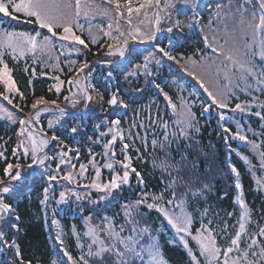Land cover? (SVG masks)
<instances>
[{"label": "snow or ice", "instance_id": "1", "mask_svg": "<svg viewBox=\"0 0 264 264\" xmlns=\"http://www.w3.org/2000/svg\"><path fill=\"white\" fill-rule=\"evenodd\" d=\"M107 2L115 3L117 15L124 16L118 0ZM161 2L145 0L135 9L136 13L152 6L157 9L148 32L133 26V8H127L130 30L124 32L118 27L115 36L108 31L105 35L115 43L107 45L105 58L85 59L70 69L74 75L67 83L75 86V90L69 88L63 106L40 96L25 113L23 105L14 104L15 98L25 97L4 57L11 55L19 60L28 52L35 56L37 50L43 51L55 40L80 45L82 48L76 49L77 53L86 54L89 43L76 34L74 28L82 26L73 21V16L81 14V0H75L74 13L73 5L67 0H0V86L4 88L0 101L12 107L8 111L0 104V112L13 125H18L11 160L6 151L0 150V160L4 162L0 170V251L13 253L19 264H33L31 259L25 261L19 243L20 235L26 230L20 205L36 185L40 186L43 198L39 204L46 216L65 212L78 215L85 222L83 233L73 232L79 248L76 255L65 246L62 232L51 237L55 255L49 264H171L163 249L177 244L187 249L189 264H201L200 256L206 264H264V209L256 213L246 202L241 173L231 162V156L236 153L241 160L249 163L250 160L230 143L238 140L243 142L241 146H250L261 161L260 170H264V151H260L264 139L257 143L242 131L243 121L254 119L261 131L253 135L264 138V66L257 67L254 63L258 57L264 65V0H165L163 7ZM205 15L212 36L210 40L208 35H203L202 40L211 52L204 55L197 50L193 57L199 55V59L185 60L183 53L176 52V46L194 28L205 32ZM13 22L36 28L34 33L18 31L12 28ZM163 34L167 35L162 40ZM257 35L261 37L258 52ZM130 41L147 43L148 48L144 49L147 54ZM115 56L119 59L110 58ZM213 56L223 58L222 66L216 69V80L207 82L198 68L210 66ZM133 58L141 59L137 63ZM170 62L179 65L195 82L194 86L206 94L207 99L199 103L200 115L216 112L218 136L227 149L223 161H219L217 149L202 140V128L206 125L200 124L193 111L195 93L188 98L181 96L178 105L162 87L165 81L161 69ZM96 64L103 66L99 78ZM23 71L35 75V67L29 70L26 66ZM82 76L87 81L85 84H81ZM53 79L57 81L53 87L60 93L64 81L59 76ZM149 86L165 99L173 119L163 120L157 113L147 126L143 121H131L125 129V116ZM53 108L58 115L55 120L49 119L45 127L41 124L42 114ZM232 123L236 125L235 131ZM248 130L253 131L250 127ZM0 140L3 148L8 140L3 137ZM81 144L85 145L89 159L87 165L80 163L77 169L72 160L81 159ZM94 147L102 151L93 152ZM118 156L122 158L117 159ZM89 165L94 176L88 183H81ZM141 166H150L152 175ZM105 169L107 178L102 174ZM153 179L158 185L150 187ZM221 180L225 181L226 189L238 193L234 202L240 209L238 226L224 247L218 244L219 234L213 230L211 221L203 223L212 210L209 201L213 196L220 201L229 196L228 191L220 194L216 185ZM256 184V190L260 191L264 180L258 179ZM110 211L112 214L108 215ZM152 213H156L160 226L149 221ZM197 213L201 222L193 238L199 244V254L193 253L186 239L192 236ZM96 214L99 222L94 224ZM226 215L232 217L234 213ZM254 215L260 219L254 221ZM51 223L59 221L52 219ZM253 225L254 229L250 230ZM228 228L225 221L220 232L226 236ZM168 234L172 235L171 240L165 239ZM82 239L86 242H80Z\"/></svg>", "mask_w": 264, "mask_h": 264}, {"label": "trees", "instance_id": "2", "mask_svg": "<svg viewBox=\"0 0 264 264\" xmlns=\"http://www.w3.org/2000/svg\"><path fill=\"white\" fill-rule=\"evenodd\" d=\"M145 3L143 0L142 4ZM139 6H136L138 8ZM133 8L132 13V22L133 26H139L143 31L148 32L150 28L154 24V17L152 16V11L149 8H155L154 6L148 7L146 9H142L140 13L135 14L136 9ZM145 12H147V16H145ZM78 18V19H77ZM74 24H79L82 26L74 28V31L77 35H80L82 39L89 43V50L85 53L81 52L77 53L76 49L82 48L80 45H72L64 50H58L59 47L57 42L59 40H55L52 44L44 49L43 51L37 50L35 56L33 53L28 52L24 57H21L19 60L14 59L11 55H5L4 59L8 64L9 68L13 70V77L17 82L18 87L24 93V99L21 100L19 97L14 99V104H21L24 106V111L27 113L30 110L32 102L40 96H43L47 101L56 100L57 104L60 106L64 105V96L69 94V88L72 87L75 90V86H70L67 82L71 79L74 73L70 70L73 67L78 66L80 62H83L85 59L89 61H99L105 58V54L108 51L107 45L109 43H115V41L111 40L105 33H100L99 37H92L89 33V28L86 25L87 22L81 16L74 18ZM128 12H125L122 21V26H120V30L127 32L129 31V26L127 24ZM205 22H207L208 18L204 17ZM143 22V23H141ZM12 28L18 31H24L28 33H34L36 26L26 23H18L13 22ZM44 34H47L46 30ZM113 36L117 35V32L114 31ZM167 34H163L161 39H164V36ZM188 38L180 40L176 46L177 53H183L185 56V60L188 57H193V53L199 50L204 55H208L211 50L207 49L201 37V34L194 28L188 34ZM93 40L95 41L93 43ZM65 42V41H64ZM166 42V41H165ZM130 44H135L141 52L146 55L147 53L144 49L148 48V44L144 45L133 43L130 41ZM150 50V48L148 49ZM57 51V52H56ZM111 59H118V56L110 57ZM142 58V57H141ZM141 58H133L135 62H140ZM194 59H199V55L193 57ZM212 58H216L213 56ZM75 62V63H73ZM183 63V61H182ZM257 67L264 66L261 64L259 58L257 57L254 61ZM28 67L31 70L35 67V75H31V71L25 73L23 69ZM96 70V77L99 78L103 66L96 64L94 65ZM62 69V71H61ZM41 73H47V75H41ZM59 76L61 81H64L61 92L56 93L53 85L57 83L53 77ZM161 77L165 81L162 84L164 90L168 92L169 96L172 98L173 103H177L179 105V99L181 96L188 98L191 93H195L197 97L196 107L193 108V111L196 113L197 118L201 125H206L202 128V140L205 145H212L217 149L216 155L218 156L219 161H223L225 159V155L227 153V149L224 147L223 140L218 136V123L216 117V112L213 111L210 114L200 115L201 109L199 107V103L202 100H206V94L203 93L202 89H199L198 86H194V81L191 77L187 75L183 71V69L174 63H169L165 65L163 69H161ZM31 81V83H29ZM87 81L85 80V83ZM160 82V81H157ZM141 84L144 83L143 79L140 81ZM52 89L51 91L49 89ZM3 86H0V92H3ZM34 93V94H33ZM241 99H244V96L240 94ZM0 104L4 108H7L8 111H12V107L8 106L6 102L0 101ZM137 109L136 112H133L132 109ZM157 113L160 118L163 120L173 119L172 109L167 106L165 99L157 95L155 91L148 87L147 91L144 93L143 97L137 98L136 102L131 106L127 115L124 118V127L127 129L128 123L131 121L140 122L147 126L149 124L150 119H155ZM58 113L56 110L50 109L49 112L42 114L41 124L45 127L47 126V122L49 119L55 120ZM245 127L242 131L248 135L250 140H254L257 143H260L261 139H264L259 136H254L253 132L259 133L261 131V126L253 119L251 122L248 120L243 121ZM233 131L236 130L235 123L231 124ZM249 127L253 130L250 132ZM6 128H12V131H6ZM18 128V125H13L10 121L7 120L6 114L0 112V137H3L4 140H8V143L0 150L6 151L9 159L11 160V149L17 143V137L15 135V130ZM157 131H159L157 129ZM51 133H49L50 135ZM152 136L151 133L148 135L149 142L151 141ZM232 147L237 149L238 152L242 156H248L250 163L247 161H243L233 153L231 156V162L234 163L241 173V182L244 188V195L246 202L259 213L261 209H264V185L261 186V190L257 191L256 181L258 179L264 180V170H260L261 161L259 160L258 155L253 154L250 146L243 147L241 146L243 142L241 141H230ZM0 144H3V140H0ZM71 146L75 147V144ZM81 159L77 161L75 157H73L72 162L76 164L77 169H79V164L84 163L88 164V154L84 150L85 145L81 144ZM93 152L100 153L102 149L100 147H94L92 149ZM260 151H264V147H261ZM117 152H119V145H117ZM122 157H117V159H121ZM98 164L101 162V158H97ZM139 166V165H138ZM4 167L3 160H0V170ZM141 169L145 171L149 176L152 175V171L150 166L143 167ZM103 178H107L108 170H102ZM158 175V173L156 174ZM94 176V170L89 165L88 172L86 175L81 178V183H88L91 177ZM230 183V182H229ZM225 181L221 180L217 182V188L220 190V194H223L224 191L229 192V196L220 201L213 196V198L209 201L212 205V210L209 212L208 218L203 221L204 224H208L211 221V225L213 230L218 233L217 242L221 247L227 246V241L234 234L237 225V220L240 215L239 206L235 204L234 199L237 193L233 191L231 188L224 187ZM158 185V181L156 179L151 180L150 187H155ZM59 191V189H58ZM42 195L40 194V186L36 185L33 187L31 191L30 197H25L20 205V211L25 221V232L20 235L19 243L21 246L22 254L25 261L31 259L33 260V264H49V260L54 257V240L51 238L55 236L57 233H63V239L65 242V246L69 251L72 252L73 255L78 254L79 248L77 247V240L73 235L74 231H78L83 233L85 230V224L79 218L78 215L68 214L65 212H61L58 216L53 217L51 213L47 216L44 214V210L42 206L39 204V200L42 199ZM54 207V205H53ZM191 211V209H189ZM227 212H233L234 215L232 217H228L226 215ZM218 213V215H217ZM110 211L108 215H111ZM87 215V213H85ZM97 219L93 222L97 223L99 221V214H96ZM52 219H57L59 221L58 224H52ZM259 215H254L253 220H259ZM149 221L154 222L157 226H160V222L157 219L156 213H152L149 216ZM227 222L229 225L227 235L220 232V229L223 227V223ZM119 222V221H118ZM200 215L197 213L193 218V225L191 228L192 236H187L188 246L192 249L193 253L199 254L200 249L197 247V243L194 241L192 237L197 235V229L200 228ZM254 229V225L250 226V230ZM166 240H171L172 235L168 234L165 237ZM80 242H86L85 239H82ZM165 258L171 261V264H189L190 257L187 249L183 247L182 244H177L175 247L166 245L163 249ZM201 264H206L204 257H199ZM0 264H19V262L15 259V256L10 251H0Z\"/></svg>", "mask_w": 264, "mask_h": 264}, {"label": "rangeland", "instance_id": "3", "mask_svg": "<svg viewBox=\"0 0 264 264\" xmlns=\"http://www.w3.org/2000/svg\"><path fill=\"white\" fill-rule=\"evenodd\" d=\"M67 2H70L73 5L72 11L74 13L75 12V0H67ZM118 2L120 4L119 10L125 14L129 6H131L132 8L134 7L136 8V6H140V4H142L143 0H118ZM164 2L165 0H162L161 7H163ZM177 7H181V6L177 5ZM149 9L152 11V16H153L154 12L157 9L156 8H152V9L149 8ZM135 14H138V13H135ZM79 16H81L82 18L86 20L87 22L86 25L89 28V33L91 34L92 37L95 36L96 39L97 37H99L100 33L101 34L107 33L108 31H111L113 33L114 31L117 30L118 27L120 28V26H122L121 19L123 17L121 18L117 15V9L115 7V3L109 4L107 0H81V14ZM75 17L76 16H73V21ZM77 19L74 22H77ZM109 25H111V28H109ZM206 25H207V22H205V32L201 34L202 36L208 35L211 40L212 33L208 31ZM219 42L223 43V41H219ZM260 43H261V37L257 35L256 37V51L257 52L259 51ZM57 45L59 47V49H57L58 51V50H64L65 48H68L72 45H77V44L73 42H69V41H65V42L59 41L57 42ZM222 59H223L222 57L219 59L217 57L212 58L213 63H211L210 66H205L204 68H198V71L202 72L205 75V79L207 82H214L216 80V75H215L216 69L217 67L222 66L221 65ZM221 86H223L222 83H221ZM37 139H39V136H37ZM83 223L85 224L84 221ZM186 239H187V236H186ZM194 241L197 243V247L199 248V244L197 240L194 239Z\"/></svg>", "mask_w": 264, "mask_h": 264}]
</instances>
